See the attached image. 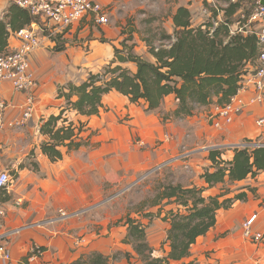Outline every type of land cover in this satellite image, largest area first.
<instances>
[{"label": "crops", "instance_id": "1", "mask_svg": "<svg viewBox=\"0 0 264 264\" xmlns=\"http://www.w3.org/2000/svg\"><path fill=\"white\" fill-rule=\"evenodd\" d=\"M99 1L109 13L110 24L101 25L94 19L85 18L69 28L59 29L53 39L43 38L40 48L31 54V68L38 80L33 92L16 91L9 84L0 88V97L8 105L6 126L0 130V171L8 172L11 177L8 188L0 189V235L11 232L3 239L12 252L9 264H93L92 259L99 254L107 264H143L134 245L128 241L127 226L114 224L122 215L107 212V206L116 201L111 200L113 203L106 205L104 195L94 193L96 195L92 196V191H100L106 186L107 174H118L121 183L132 181L145 170L157 166V161L171 157L176 145L171 137L174 134L172 122H167L161 114L147 113L143 104L130 102L129 109L117 106L120 100L116 96L124 95L112 91L104 97L99 115L88 117L75 111L68 114L69 121L84 124L80 137L87 144L74 150L62 147L63 158L57 161H52L41 149V143L46 140L40 133L43 119L57 115L65 104V98L59 97V89L69 82L79 83L90 72L95 73L111 63L116 58L115 47L121 48L125 40L124 23L121 25L115 19L122 13L120 3L130 0ZM204 1L175 0L173 12L186 5L193 12L195 25H199L210 16L205 20L204 15L197 18L201 15L197 11L205 7ZM212 1L208 0L209 5L216 6ZM215 1L223 6L221 0ZM4 7L5 4L0 3V18ZM127 13L128 10H124V14ZM213 21L221 22L222 15ZM167 22L169 25L165 28L173 33L172 19ZM143 43L144 50L136 44L135 52L151 59L144 40ZM18 45V37L12 35L8 50ZM122 65L133 71L137 69L132 62ZM30 94L35 99L31 118L23 127H10V122L23 114ZM253 94L252 88L243 93L246 99ZM165 101L164 110L177 108L175 95H169ZM207 108L213 111L212 107ZM263 113V104L251 105L232 123L217 129L205 126L207 124L200 118L196 130L204 138L208 136L209 142L215 141L218 147L227 148L228 157H232L233 151L229 147L264 141L256 124ZM209 131L210 136L207 135ZM211 149L213 147L205 144L188 152L187 157L196 168V178L186 186L204 184L200 173L211 164L207 159ZM93 159H97L101 175L93 171L96 168ZM220 187L218 185L206 194H216L214 190L219 192ZM246 187L254 188L255 192H249L247 200H238L229 209H220L216 225L197 239L191 255L170 264H264V240L252 241L243 229L244 222L257 215L253 231L264 233V171L256 178L248 177L233 185L235 190ZM167 202L164 200L162 204L151 206L146 214L141 210L132 212V216L139 218L145 226L147 242L154 249L155 257H163L169 251L165 242L170 225L163 219L169 209ZM60 210L78 214L62 217ZM38 245L44 253L36 262L30 263L28 259Z\"/></svg>", "mask_w": 264, "mask_h": 264}, {"label": "trees", "instance_id": "2", "mask_svg": "<svg viewBox=\"0 0 264 264\" xmlns=\"http://www.w3.org/2000/svg\"><path fill=\"white\" fill-rule=\"evenodd\" d=\"M224 1L225 7L205 1L210 16L199 25H195L190 7L179 6L169 17L174 24L173 33L158 27L154 34L144 37L151 59L136 53L135 43L128 44L134 42L132 30L130 37L121 43L122 47H115V60L101 72H90L85 80L61 87L58 93L65 98V104L57 115L44 118L40 127V133L46 137L41 143L43 153L57 161L63 158L62 147L74 150L87 144L80 137L84 124L69 121L68 114L75 111L88 117L99 115L104 97L112 91L128 97L133 104H143L147 113L160 111L166 97L175 95L177 108L173 113L179 117L192 116L198 107L227 104L238 92L244 76L258 65L260 47L255 34L231 33V27L244 13L242 3L247 0ZM251 1L253 8L247 15L257 4V0ZM219 14L222 21L215 26L213 19L217 20ZM37 19L12 2L0 19V53L7 52L9 39L15 32ZM125 62L136 64L137 69L123 66ZM229 148L233 151L232 157H228L227 148L209 151L207 159L211 164L200 173L203 185H164L151 203L157 206L167 200L173 205L163 217L170 225L166 255L153 256L145 226L138 219L127 218L128 241L134 245L143 264H170L189 257L197 239L216 225L220 209H229L236 201L247 200L249 192H255L251 187L235 190L233 185L248 177L256 178L264 171V146ZM218 185H221L219 192L206 194ZM92 261L107 264L101 254Z\"/></svg>", "mask_w": 264, "mask_h": 264}, {"label": "built area", "instance_id": "3", "mask_svg": "<svg viewBox=\"0 0 264 264\" xmlns=\"http://www.w3.org/2000/svg\"><path fill=\"white\" fill-rule=\"evenodd\" d=\"M231 1L235 2L236 0ZM15 3L27 9L38 19L13 34L19 40L17 47L0 53V88L9 84L14 90L20 92L31 93L35 90L38 80L31 68L30 56L40 48L43 38L53 39L59 29L69 28L85 18L94 19L101 25L109 23V18L106 15L107 10L99 0H16ZM213 22L215 26L218 25L217 21ZM231 33L256 35L260 47L258 65L244 76L238 92L227 104L214 106L212 123L215 128L232 123L236 116L251 105H264V0H257V4L249 15L242 13L240 20L231 27ZM251 88L254 94L246 99L243 93ZM34 100L33 94L27 97L23 114L11 121L10 127L20 128L27 124L32 116ZM7 107L5 99L0 97V130L6 126ZM256 124L264 135V113L257 119ZM236 146H264V141L243 142ZM10 181L9 173L0 171V189L8 188ZM77 214V212L70 214L60 210L62 217ZM256 218L257 215H253L247 219L243 224V229L246 237L251 238L254 242H260L264 240V233L253 231ZM40 224L41 222L38 223V225ZM10 233L0 235V264H9L12 260V252L7 243L3 241ZM43 253L44 250L41 246H35L28 259L29 262H36Z\"/></svg>", "mask_w": 264, "mask_h": 264}, {"label": "rangeland", "instance_id": "4", "mask_svg": "<svg viewBox=\"0 0 264 264\" xmlns=\"http://www.w3.org/2000/svg\"><path fill=\"white\" fill-rule=\"evenodd\" d=\"M15 1L16 0H0V3L5 4L2 12L3 15H1L2 18L5 16L9 5ZM205 1L208 2V0ZM213 1L212 3H215L216 6H219L218 1L217 3L216 1ZM220 4L223 5L222 7H225L227 5L226 1L224 0H221ZM175 6V0H130L127 3L125 1L124 3H120L122 13L118 14L115 20L117 21V23H121V25H123L122 23H124V38L127 39V37H130L131 31L133 30L134 40L137 41V43H134L137 44L139 49L144 50V37L146 35L150 36L154 34L157 31L158 27H167L169 25V22L167 21L172 15ZM242 8L244 13L247 14V12H249L250 9L253 8V2L251 0L243 1ZM126 9L128 10V13L125 15L124 10ZM204 9L205 7H202L201 11H197V13H201L199 17L197 16L198 19H200L204 15L203 20H205L206 16L209 15V11H207L208 9H205V12ZM106 15L109 18L108 24H110L111 20L109 13L107 12ZM147 32H149V34H147ZM131 43L132 41H129L128 44ZM103 67L95 70V73L101 72ZM116 98H119L120 100V103L117 102V106L124 109L130 108V101H128L129 99H127V97L116 96ZM110 102H113V100H111ZM167 102L170 104L172 101ZM207 107H198L192 116L186 117L176 116L173 111H169L168 109L164 110V107L160 111L158 110L153 112L161 114L162 118L167 117V122H172L174 134L173 136L171 135V137L174 138V143L176 145L173 149V145L172 143H170L171 148L174 150L171 157L161 161H157V166L149 169V171L148 169L145 170V172L140 176L141 178L138 177L137 179L132 181H124L121 183L118 174L116 176L107 174L108 180L105 183L106 186H103V189L100 191H92V196H95L96 194L104 195L102 198L106 199V205L112 204L113 202H110L111 200L116 201L114 205L107 206L108 213L116 212V214L122 215V218L118 219V221L114 223L115 225L127 226L128 232L129 229L128 225L126 224L127 218L130 217L135 220L139 219L132 216V212L138 210H141L143 214H146V212L148 213L152 208L151 203L155 201L160 192L163 191L164 185L166 186L169 184H182L186 186L187 184H189L190 180H194L196 178V168L193 164L190 163L191 158L187 157L188 152H191L192 149L201 148L205 144L206 146H210V148L218 147V144L214 143L215 141L209 142L210 140L207 139L208 136L204 138L203 136H201V132L196 130L197 124L199 125L200 123L198 121L200 118H203V120L205 121L204 123L207 124L205 126H208L210 129L215 128L212 123L213 111L208 110ZM211 107L214 108V106ZM116 111L118 112V110ZM120 112H123L122 109ZM207 135H211L210 131L209 134L207 132ZM85 159L86 158H84V160ZM96 161L97 159H93V165H96ZM99 169L100 168H97L96 165V168H93V171L100 173ZM100 178V182L102 183V176ZM214 191L218 192V189ZM166 206L170 209L173 205L172 203L167 202Z\"/></svg>", "mask_w": 264, "mask_h": 264}, {"label": "water", "instance_id": "5", "mask_svg": "<svg viewBox=\"0 0 264 264\" xmlns=\"http://www.w3.org/2000/svg\"><path fill=\"white\" fill-rule=\"evenodd\" d=\"M263 2V1H262Z\"/></svg>", "mask_w": 264, "mask_h": 264}]
</instances>
